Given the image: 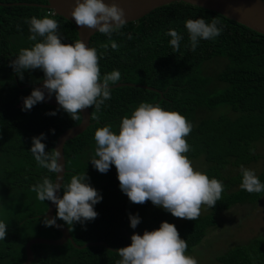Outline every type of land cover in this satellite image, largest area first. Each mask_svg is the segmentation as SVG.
I'll return each mask as SVG.
<instances>
[{
  "label": "trees",
  "instance_id": "obj_1",
  "mask_svg": "<svg viewBox=\"0 0 264 264\" xmlns=\"http://www.w3.org/2000/svg\"><path fill=\"white\" fill-rule=\"evenodd\" d=\"M24 2L22 5L0 4V221L6 235L0 240V264H19L25 259V243L33 237L57 238L60 232L44 226L42 219L48 202L39 201L30 186L43 176L54 179L55 173L39 168L28 151L31 138L44 134L45 151H52L56 137L77 124L59 107L38 102L30 110L21 111L22 97L43 78L39 69H29L19 79L9 66L19 49L29 48L26 18L42 17L45 13L56 20L62 42L78 39L73 24L51 10L38 6L46 0H0V3ZM33 4H38L33 5ZM202 17L207 22L215 18L222 32L211 40H200L196 49L188 47L184 21ZM174 29L182 36L179 48L173 52L164 33ZM131 37V38H129ZM40 38L38 37L37 40ZM111 40L95 32L89 46L96 49L101 78L116 69L120 79L156 90L123 85L111 89L99 111L88 107L89 126L63 145L66 172L62 183L71 175L85 173L88 183L97 190L101 200L93 208L96 217L83 224L65 225L77 245L103 240V245L76 248L67 240L61 245L33 244L30 264H115V250L130 243L133 232L142 233L158 228L161 221L174 225L190 251L214 224L211 215H199L194 221L174 223L170 213L156 207L148 211V201L130 202L118 187L113 165L100 173L90 158L94 155L95 128L109 125L115 132L122 116L130 115L140 102L159 103L162 109L181 114L192 124L185 137L187 158L203 156V172L224 185L221 198L211 209L226 210L235 204L254 203L264 192L248 193L239 188V166L247 168L262 159L256 176L264 183V35L221 14L189 3L174 1L159 6L127 22ZM212 58L221 59L222 68L215 72L202 69ZM114 83V84H115ZM112 83H110L111 85ZM55 111V115H48ZM50 130H53L50 132ZM252 151H249V149ZM236 168L230 173V169ZM95 182L91 183L89 180ZM147 213V215H145ZM128 214L139 217L135 228L128 224ZM55 215V211H54ZM112 248V249H110ZM224 264H264V233L253 236L226 253L216 256Z\"/></svg>",
  "mask_w": 264,
  "mask_h": 264
},
{
  "label": "clouds",
  "instance_id": "obj_2",
  "mask_svg": "<svg viewBox=\"0 0 264 264\" xmlns=\"http://www.w3.org/2000/svg\"><path fill=\"white\" fill-rule=\"evenodd\" d=\"M68 16L76 26L94 29L108 37L113 49L117 45L111 40L112 34L119 33L126 24L124 11L116 0H73ZM24 22L30 33L28 39L37 42L19 49L9 66L19 79L29 69H39L43 78L40 88H32L21 98V111L30 110L44 100L45 93L54 96L59 109L71 120H81L78 110L89 106L99 111L104 101L110 99V83L120 79L119 71L113 69L101 78L96 49L85 46L80 39L71 44L62 42L57 33L58 24L49 13L40 18L28 17ZM218 25L215 18L207 22L202 17L186 19L184 29L189 49L194 51L200 40L218 36L223 30ZM164 34L170 37L168 44L175 52L182 36L171 28ZM47 114L55 115V111ZM191 129L192 124L176 111L162 109L159 103L142 101L130 115L121 117L117 131L109 125L95 128L94 155L89 161L100 173L113 165L118 187L130 202L143 204L147 200L173 217L194 221L200 215L201 205L209 209L215 206L224 185L193 168L186 157L189 145L185 137ZM43 139V133L32 137L28 151L39 168L55 173L60 180L64 171L58 163L61 154L56 149L45 151ZM239 174L240 189L248 193L264 192V183L253 169L241 165ZM57 180L43 176L30 186L37 200H47L55 207L53 217L42 219L44 226H56L57 219L70 226L73 222L83 224L94 219L97 213L93 206L101 196L90 186L85 173L71 175L67 183H57ZM138 223L137 215L128 214L130 228ZM6 226L0 221V240L5 238ZM129 239L128 245L115 250L119 257L115 264H197L194 257L186 254V241L171 223L161 221L158 228L144 230L139 235L133 232Z\"/></svg>",
  "mask_w": 264,
  "mask_h": 264
},
{
  "label": "water",
  "instance_id": "obj_3",
  "mask_svg": "<svg viewBox=\"0 0 264 264\" xmlns=\"http://www.w3.org/2000/svg\"><path fill=\"white\" fill-rule=\"evenodd\" d=\"M174 1L181 0H116L119 6L124 11V17L127 22L135 21L140 17L144 16L151 10L156 7L168 4ZM104 2H109V0H104ZM185 3L195 5L210 11H214L222 16L233 20L237 23H240L260 34L264 35V0H183ZM1 5H22L27 4L24 2H9V3H0ZM73 0H46L45 4H33L38 5L43 8L52 9L57 15L62 16L63 18L70 21L77 33L78 39L85 43V46H89V39L91 35L95 32L94 29H88L86 27L76 26L74 21L68 16V12L71 9ZM42 80L33 85V88H40ZM123 85L128 86H139L144 88H149L156 90L155 88L148 87L141 84L130 83V82H118L111 84L110 88H115ZM46 105L59 107L54 99V96H48L45 93V99L42 100ZM82 119L75 125L70 126L63 130L55 139L53 149H56L60 152V157L58 158V163L63 165V175L60 180H57L56 174L54 176V181L57 180V183H62L63 176L66 172L65 168V159L63 154V145L64 143L76 137L82 133L91 123L90 122V112L88 108L78 110ZM62 169V170H63ZM59 175V174H58ZM55 207L51 202H48L47 209L44 213L45 218H51L54 216ZM54 229L60 232V236L57 238H46V237H33L26 241L25 243V259L19 264H30L33 260V253L31 250V245L33 244H48V245H61L69 240L72 245L76 248H84L88 245H103L108 247L107 243L103 240L90 241L82 245L75 244L70 236L68 229L60 222L56 220V226H52ZM112 249V248H110Z\"/></svg>",
  "mask_w": 264,
  "mask_h": 264
},
{
  "label": "rangeland",
  "instance_id": "obj_4",
  "mask_svg": "<svg viewBox=\"0 0 264 264\" xmlns=\"http://www.w3.org/2000/svg\"><path fill=\"white\" fill-rule=\"evenodd\" d=\"M222 64L221 59L212 58L202 64V69L208 70L209 73L215 72L222 68ZM257 151L264 155L262 146H259ZM188 159L191 161L193 168L201 171L207 165L201 155ZM261 165L262 159H259L247 165V168L253 169L256 174ZM235 170L236 168H232L229 172L232 173ZM89 181L91 183L95 182L93 179ZM156 207L158 206H154L148 201V211ZM206 214L211 215L214 224L207 229L206 234L198 244L193 246L190 251L185 252L187 255L194 257L197 264H224L218 261L216 256L226 253L238 244L247 242L253 236L264 233V193L254 203L235 204L226 210H212L201 205L200 215ZM172 219L174 223L186 220L173 216ZM134 233L141 234L139 232Z\"/></svg>",
  "mask_w": 264,
  "mask_h": 264
},
{
  "label": "built area",
  "instance_id": "obj_5",
  "mask_svg": "<svg viewBox=\"0 0 264 264\" xmlns=\"http://www.w3.org/2000/svg\"><path fill=\"white\" fill-rule=\"evenodd\" d=\"M47 13H48V12H47ZM51 14H53L52 11H51Z\"/></svg>",
  "mask_w": 264,
  "mask_h": 264
}]
</instances>
